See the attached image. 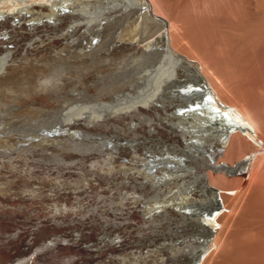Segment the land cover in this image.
<instances>
[{"label":"bare ground","instance_id":"bare-ground-1","mask_svg":"<svg viewBox=\"0 0 264 264\" xmlns=\"http://www.w3.org/2000/svg\"><path fill=\"white\" fill-rule=\"evenodd\" d=\"M98 1L99 0H0V176L2 172H4L3 174L8 172V179L15 176V172H17V168L19 167L16 166L17 163L15 164L16 160L14 161V159L10 157H12L14 152L18 150L21 151L20 148L25 145L29 138L25 139L20 136V132L25 131V128L23 130L22 126V131L18 133L15 132L11 126V122L21 116L28 117L23 120L33 119L31 116L34 114V108L32 106H27L26 100L31 98L33 100V103L31 102L32 104L29 102L31 105H34V107L40 106L45 92L53 86H57L64 78V71H53L54 68L52 69L51 65L50 69L52 70L50 72L45 69L48 63L47 58L51 56L49 50L61 49V46H55L54 41L56 39H52L51 37V39H45V37L48 38V36H52L60 27L71 28L74 23L77 22V17H79L78 14L81 11L88 12V16L91 15ZM170 1L173 4L172 0H110L108 2L109 6L122 7V9H125L127 12H131L130 7L135 8V11L144 9V12L142 15L139 13L137 19L138 26L136 27L137 32L131 44L126 45L128 48L127 52L131 53L128 58L129 62H127L125 67L121 68L122 70L120 69L115 72V74L118 72L119 74L116 76L113 75L112 78L107 81L103 79L106 78L105 74L109 69L110 62L106 61L107 55L105 56L104 53H101L102 47L101 43H99L101 40L99 39V41L98 37L102 35H104L105 38L107 35L110 36V25L98 23L88 30V48L91 50V54L88 55V68L94 65L98 71L103 72L102 80L89 85L88 108L94 110L99 107V109H101L99 113L101 120L102 118L104 119V117H108V113L107 116L102 117V114L104 115V111L102 112L104 108L101 107L104 105L107 106L114 99L127 100V108L133 115L139 116L141 112H145L153 117L158 116V118H160L159 116H161L168 122L167 124H163V121L160 119H151V117V120L148 121V123L153 126H149L151 130L156 129L157 127L154 128L155 125L157 126V124L161 122L168 130L171 123L177 118V115L170 109L157 105L158 101L166 98L164 94L172 93L171 95L178 96L183 92L191 91L195 92V96L202 101L207 112L218 116L221 120H224V122L226 121L227 126L222 128L221 131L223 132L218 136V140L214 142L212 150H205L203 148V143L195 137L187 136L185 139L182 138L178 143V145H180L181 142H186L188 144L186 149L181 148V156L190 157V154L202 155L204 151L205 156L202 160L207 162L205 168L200 165L193 167L191 171H187L185 170L187 168V161L182 159L177 160L176 158H174L173 161L172 159L166 160L163 157H159L157 160L154 159L153 161L155 166L157 164L156 167L159 168V170L157 168V170L152 171L142 170L143 167L141 166L145 164L141 162L140 167L134 169L139 177L148 180V182L151 181H149V179H152L155 183L157 180L158 182H163L162 184L164 185L161 186L157 182V185L159 184L160 187L156 186V190L153 188L157 191V196L161 199L160 202L157 200L156 203L153 202L155 204H152V207L149 208L150 211L148 212L147 210L146 213L148 215L154 212L156 215L157 212L158 214H162V212L164 214L167 213L170 219L166 224V226L168 225L166 232L164 230L160 233L161 235L155 236V239H159L158 241H149L147 238L146 241L143 243L140 242L139 244L136 238V242H130L132 235H142L143 232L149 230L152 220H146L147 217H144L146 214L143 215V219L145 220L136 218L133 215V209L124 210L125 208H122L123 205L121 208L119 206V208L117 207L120 209L118 212H122H120V218H114V220H108L104 223L94 222L91 224L92 228L90 229L86 228V221L82 223L78 222L80 220L75 221V219L71 221L69 217L65 216L66 219H68L66 220L63 217L66 212L71 214L76 213V215H78L77 210L80 209V206L84 203L79 198L84 197L85 193H88V186V188L91 187L92 191L94 190L93 188L96 189V187H92V185H66L60 187L55 185H11L8 183L6 185H0V264H170L173 260L177 259H182L186 264H231V256L234 254V251L237 252L238 250L241 251L244 256L243 263L241 264L262 263V261H259L258 256H260L261 253L260 251L258 253L259 246H257V244L251 245L247 242L237 241V234L238 232L241 233V231L253 233L260 241L264 234L263 216L260 215L259 219L255 222L248 219L250 218V211H254L251 207L253 205V195L250 193L246 195L243 194L245 196L243 197L242 195V198L239 197L238 202L234 204V208L230 211H226L222 217L217 218L218 209L214 203V196L218 188L210 184L208 179L209 171L221 174L222 172L227 173L233 170L236 176L237 174L247 172L250 168L251 161L246 158L239 160L233 169L216 164V158L217 156L221 158V155L223 157V153L226 154V152H228L226 155L228 156L229 151L235 150H229L232 145H227L228 137L230 135L232 138L234 137L232 136L233 130L230 132V129L241 128L251 140H256L259 146V130L260 127L263 126L262 122L259 127L260 120H257V115L255 116V112H253L255 110L252 109L254 103H250L253 99L251 98V100H249L250 98L248 99L249 96L246 94V99L240 98V94L239 96L237 94L235 105L229 104L222 98L223 96L221 93L226 95L224 94L226 91L229 92L235 89V87L231 89V87H233L232 85L231 87L228 86L229 90L224 88L225 84L227 86L231 84L232 81L228 83L227 76L221 72L220 68L222 66L218 68L219 63H215L216 57H214L215 59L213 58L214 61L209 59L208 57L211 54L208 55L206 51L204 53L199 45H197V41L193 40V38L190 39L193 36L189 33L190 37L187 33L190 32V30H186L187 32L185 31L183 20L181 24L180 20L178 21L179 23L175 22V24L177 23L176 25H179V28H174L177 26L173 25L175 14L173 15L171 13ZM219 1L222 0H218V2ZM224 1L226 5L227 0ZM233 1L235 2V0L228 1L229 4L231 2L232 6H230L231 8H226L228 11L230 9L229 13L225 12L229 14V17H235V19L240 20L241 25L242 23L245 24L247 19L245 14H248L250 10L240 9L239 5L237 6V1L235 3ZM172 4L171 6H173ZM246 4L248 6V3ZM138 6L141 8L137 9ZM222 7L225 8L224 2L221 8ZM260 7L262 8L261 3ZM256 8H254V11ZM259 10L257 9L256 12ZM243 14L244 17L241 16ZM260 14H264V11H261ZM140 15L144 18L143 21H141L142 18ZM219 15L221 16V11ZM251 16H253V14ZM255 18L254 20L260 21L259 18ZM176 20H178V18H176ZM230 20L234 22V19H229V21ZM146 21L153 24L150 26L154 34L151 44L148 43L151 41L149 35L150 27H147ZM208 21L209 20H207V22ZM198 22L196 24H198ZM202 22L199 24L203 25ZM193 23H195V21L192 22V24ZM218 23H220V21H218ZM225 23L226 22L222 24ZM236 23H238V21ZM232 24L234 27L235 24ZM258 24L261 25L260 23ZM217 27H219V25ZM212 28L213 24L211 29ZM257 28L259 29V27ZM241 29L242 28H240V30ZM208 30H210V28H208ZM216 30L218 29L216 28L215 32ZM197 31L196 29V33ZM204 32L208 33L206 30ZM201 34L202 32H200L198 36H201ZM224 35L226 36L227 33ZM225 36L224 39H226ZM233 37H231V39ZM191 40L196 43L192 44L198 49L196 52L191 51L192 48L190 49L189 47V44L192 42ZM205 41L203 42L206 43ZM202 45L200 44V46ZM97 53H99L100 56ZM206 54L208 55L207 57ZM213 56H215V54H213ZM49 64L50 63L47 65L49 66ZM84 64L85 63H80L79 66H74L73 74H78L82 71ZM54 65H56V63ZM8 67H11V69H8ZM220 79L221 81L223 80L222 86ZM225 81L227 82L225 83ZM233 93L235 94L234 91ZM230 96L232 97L233 95ZM233 97L236 99L235 96ZM118 103L117 101V104ZM208 104L210 105L208 106ZM255 106L256 104L254 107ZM99 109L97 110L99 111ZM120 109H116L117 114L120 113ZM110 110L113 111L112 108ZM105 111L107 112V110ZM123 111L124 109L122 108L121 112ZM92 114L89 115L90 118ZM96 114L98 115L97 111ZM144 114H142V116ZM92 119L94 121V118ZM122 119L124 120V118ZM133 119H135V117H133ZM88 121L89 120H87V122ZM87 122L85 124H87ZM79 124H81V122ZM83 124L84 123H82L81 126L85 127L86 125L83 126ZM90 124L87 125L89 126ZM242 125L245 126V128H243ZM102 126L104 127L106 125ZM142 127L143 130L146 127V132H148V126L144 127L143 125L141 128ZM74 128L76 130L78 127L74 126ZM118 128H120V126ZM238 133H241V140L239 137L238 142L236 141L237 144L241 143L243 139L241 130L239 132L237 131V136L239 135ZM150 134L151 133H149V135ZM151 135H153V133ZM62 137L65 138L64 136ZM52 139H50V142H54L55 145L59 144V141L57 142L56 139ZM228 143H231V141L229 140ZM29 144L37 149L39 145H44V143L39 142V144H37L32 141H29ZM29 144L26 145L29 146ZM27 146L22 149L26 150ZM137 146H134V148ZM226 146L229 147V149H226ZM149 147L151 148V146ZM145 148V152L147 153L148 147ZM141 149L139 150L140 152ZM54 150H56V148H54ZM139 151H137L136 148L134 152L137 153ZM146 153L143 154L147 155ZM8 157L10 159L7 161L6 159ZM28 158L24 160L27 161ZM142 160H147V157L145 156ZM1 163L5 164L2 165ZM25 164L31 167L28 161ZM191 164L194 163L191 162ZM20 165H22V163ZM28 170H30V168ZM2 176H4L2 178H5V175ZM231 176L235 177L233 175H230V177ZM218 179L219 178L216 180L219 184ZM136 180L134 179V181ZM146 180L144 183H140V186H143ZM123 185L124 183L122 182L120 188H122ZM123 187L125 189L126 186L124 185ZM134 187L136 188L137 186ZM79 188H83L84 191H78ZM127 191H130V189L125 192ZM149 191L153 192L152 189ZM149 191H147L148 194H150ZM144 192H146V190ZM147 192L144 194L146 195ZM96 195L98 196V194ZM140 195L142 197L144 196L140 193L139 196L137 195L138 198ZM171 195H176V197L173 201L168 202L170 201ZM153 196L156 198V194H152V199ZM147 197L146 200H151V196L150 199ZM154 199L153 201H155ZM141 200H145V198ZM97 202L96 200V203ZM141 202L143 206V201ZM101 204H103V202ZM147 204L149 203L145 205L147 206ZM96 205L97 204H93L92 206L98 209ZM108 212L109 210L107 213ZM111 212H113V210ZM138 212L143 214V211ZM138 214L139 213H137V215ZM48 216H51L50 218L52 219H48ZM118 216L119 215H117V217ZM157 217V220H159L158 215ZM59 221L63 225H66L68 221L72 224L75 222L78 224H71L72 228L75 226L73 228L75 229L74 231L70 228L69 224L68 228L58 226L60 225ZM163 225L165 224H161V226ZM74 232H76V234ZM149 232L150 231H147L145 234ZM145 234L143 233L144 236ZM262 246H264V241L262 242ZM260 250L263 254V250Z\"/></svg>","mask_w":264,"mask_h":264},{"label":"rangeland","instance_id":"rangeland-1","mask_svg":"<svg viewBox=\"0 0 264 264\" xmlns=\"http://www.w3.org/2000/svg\"><path fill=\"white\" fill-rule=\"evenodd\" d=\"M109 1L110 0H99L95 5L94 11L91 12V15L88 16V12L81 11L80 13L83 14L82 15L80 13H79L80 15L78 14L79 17H77L78 18L77 22L74 23V25L71 28L60 27L53 33L52 36H48V38L45 37V39H49L50 37L52 39H56L54 41L55 46L56 47L61 46V49L49 50L52 57L50 56L47 58L48 60L47 62L50 64L48 66L47 63L45 66L47 68L45 69H47L46 71L48 72H50L53 68H54L53 71H57V70L64 71V78L57 86H53L51 89L45 92L44 97L40 103V106L34 107V105H31L33 103L32 102L33 100L31 98L26 100L27 106H32L34 108V114L33 116H31L33 119H30L31 118L30 117L29 118L30 120L27 119L23 120L28 117L21 116L16 119L17 121L14 120L11 122L12 124L11 126L13 130H15V132L18 133L22 131L21 126L23 127V130L25 128V131H27V132L25 131L20 132L21 135L18 134L21 137H24L25 139L29 137L28 141L25 143V145H23V147L27 146L29 144V141L35 142L37 144L41 142L44 143V145L43 144L39 146L37 145L38 146L37 149L29 144V146H27L28 149L26 148V150L29 151H26L25 149L23 150L22 149L23 147H21L20 148L21 151L18 150L17 152H14L12 154V157L9 156L10 158H13L14 161L16 160L15 164L17 163L16 166H18L19 168H17V172H15V176L10 177V179L7 178L8 172L6 174H3L4 172H2L0 176V185H6L8 183H10L11 185H55L60 187H64L66 185H73V186L92 185V187L94 186L96 187V189L93 188L94 190L92 191L91 187L88 188L89 187L88 186L87 187L88 193H85L84 197L79 198L84 203L80 206V209L77 210L78 215H76V213L71 214L69 212H66V214L63 215V217L66 219L65 216H67L71 221L74 219L75 221L80 220L78 222L81 223L83 221H86L85 222V224L87 225L86 228L90 229L92 228L91 224L94 222L104 223L108 220H114V218H120V214L122 212L121 211L118 212V210H120L118 208L119 207L121 208L123 205L122 208L123 209L125 208L124 210L133 209L132 210L134 211L133 215L136 218H142V220H145L143 218L147 217L146 220H152L151 226L149 227V230H147L150 232L147 234H145L147 231L143 232L145 236L142 233L144 237L142 235H135V234L134 236L132 235L130 242L133 241L136 242V238H137V242H139L140 244V242L143 243L144 241H146L147 238L149 241H155V240L158 241L159 239L158 238L155 239V236L161 235L160 233H162V231L164 230L166 232L168 227V225L166 226V224L169 222L170 216L167 213L164 214L162 212V214L160 213L158 214L157 212V215L159 216V220H157L158 217L155 212H154L155 214L153 213L151 215H148L146 213L147 210L148 212L150 211L149 208L152 207V204H155L157 201L160 202L161 199L160 197L158 198L156 193L157 191L155 190L157 189L156 186L160 187L161 185L164 184H162L163 182L161 181L158 182V180L155 183L153 182L152 179H149V181L150 180L151 181L148 182V180L139 177L138 174L136 173V170L134 169L140 167L141 163H143L145 165L141 166L143 167L142 170L152 171L154 170L153 167L150 166V164L152 163L148 162V160L153 158L154 161V159L157 160L159 157H163L166 160L172 159L173 161L174 158H176L177 160H181V159L185 160L188 162L186 163L187 168L185 169L187 171H191L193 170V167H197L200 165L205 168L207 166V162L205 160H202L205 156L204 151L202 152V155L190 154L191 155V156L189 155L190 157L181 156L180 155L181 148L186 149L188 147V144L186 142H181L180 144L181 146H180L178 145V143L182 138L185 139L187 136L195 137L198 140H200L201 143H203L204 146L203 148L205 150H212L214 147V142L218 140V136L220 135L221 132H223L221 131L222 128L226 127L227 125H226V121L224 122V120H221V118H219L218 116H215L210 112H207L202 101L195 96L196 95L195 92H191V91L183 92L178 96H173L171 95L172 93L164 94L166 98L158 101L157 105L164 106L177 115V118L175 119V121L171 123L168 130L163 125L164 123L167 124L168 122L164 120V118H162L161 116H159L160 118H158V116L153 117L150 116L148 113L146 114L145 112H141L140 114L138 113L139 116L133 115L127 108V104H126L127 100L114 99L110 104L107 105L108 108L106 105L101 107L107 110V112L104 109L102 110V112L104 111L103 112L104 115L101 112L102 117L107 116L108 113V117L107 118L104 117L105 121L102 117H101L102 120L99 117L100 115L99 113L101 111L99 107L95 108L94 110L88 108L89 85L92 83L99 82L100 80L103 79L102 78L103 72L98 71L94 65L88 68V57H89L88 55L91 54V50L90 48H88V30L98 23H106L107 25H110V29L112 31L109 32L111 33L110 36L107 35L106 38L104 35L98 37V40L99 39L101 40V41L99 40L100 41L99 43H101V47H102L101 53H104L105 56L107 55L106 61L110 62L109 69L105 74L106 78L103 79L104 81L105 80L107 81L110 78H112L113 75L116 76L117 74H119V72L117 74H115V72L120 70L122 67H125L127 62H129L128 58L131 53L127 52L128 48L126 47V45L131 44V41L133 40V37L137 32L136 27L138 26L137 19L139 17V13H141L142 15V13L144 12V9H141L140 11L139 10L135 11V8L133 7H130L131 12L130 11L127 12L125 11V9H122V7L118 8L117 6H109L108 5ZM207 1L208 0H204V1L172 0L173 4L170 1V3L173 5L171 6L170 4V10H172L171 13L173 15L175 14L174 16L175 21L173 20L174 21L173 25L179 23L178 22L179 20H180V24L183 23L184 21L183 27H185L184 28L185 31L190 30V32L187 31L186 32L188 34L190 33L191 36H193L191 37L189 34V36L191 37L190 39L193 38V40L197 41V45H199V47L204 53L206 51L208 55L211 54L208 57L209 59L213 60V58L216 57V59L215 58L214 59L216 61L218 60L217 62L215 61L216 64L219 63L218 68L222 66L220 68L221 72L224 73L225 76H227L226 78L228 80V83L229 81L230 83L232 81L231 84L227 83L228 84L227 86L225 84L224 88L229 90L228 86L231 87L232 85L233 87H231V89H234L235 87L234 90L230 89L232 91V92L229 91L230 93L226 91L228 93V96L226 92L224 93L226 95H223L220 92L221 95L223 96L222 98L226 102L235 105L237 101V94L238 96L240 94L241 96L240 98L243 99L244 98L246 99V95L249 96L248 97V99L250 98L249 100H251V98L253 99L252 101H250L251 104L254 103L252 105L253 107L252 109L255 111L253 112H255V116L257 115L256 116L257 120L258 121L260 120L259 127L261 126L260 125L261 122L263 125L262 127H260L259 130L260 145L259 146L257 145L256 140H251L250 137L246 135V132H244L241 128H238L239 130L230 129V132H232L233 130L234 133L232 132V136L234 137L232 138L231 135L228 137L229 139H227V145L228 146L232 145V147H230L229 149V147L226 146V149L229 150L235 149V150H231L233 153L229 151L228 156H226L228 152H226L225 149L226 154L223 153L224 156L222 157L221 155V158L217 156L216 158L217 161L215 162L216 164H219L225 168L233 169V167L239 160L246 158L247 160L251 161L250 168L247 170V172H244L242 174H237V176L233 170H230L227 173L222 172L221 174H217L212 171H209L208 179L210 184L218 188L214 196V203L216 208L218 209L217 218L222 217L226 211H230L232 208H234V204L238 202L239 197L242 198L243 194L246 195L247 193H250L253 195V205L251 207L254 209V211H250V218L248 217L247 218L255 222L259 219L260 215L264 217V143H263L264 142V24H262L264 23V14H262L263 16L260 14L261 11H264L263 10L264 0H249V1L235 0V2L237 1L238 4L237 3L236 4L237 6L239 5L240 9L241 8L247 9V11L250 10L248 11V14H245V17L247 19L245 18L246 19L245 24L242 23V25L240 20L235 19V17L233 18L229 17L228 13L230 12V9L228 11L226 10V8L228 7L231 8L230 7L232 6L231 2L230 4L228 2L230 0H227L228 4L226 2V5L224 0L219 2L218 0H209L210 2ZM206 2L207 4L208 3L209 4L207 5ZM223 2L225 8L224 7L221 8ZM246 3H248V6ZM260 3L262 8L260 7ZM243 4L246 5V8L245 5ZM140 8H141L140 6L137 7V9ZM254 8H256L255 11ZM257 9L260 12L259 11L256 12ZM220 11H221V16L219 15ZM225 11L228 13H226ZM225 14L226 15L228 14L227 17ZM252 14L253 16H251ZM241 16L244 17V14ZM255 17L259 18L261 22L254 20ZM141 18H142L141 21H143L144 18L143 17ZM176 18H178V20H176ZM229 19H234V22L232 20L229 21ZM207 20L209 21L207 22ZM253 20L255 22V25ZM185 21L186 23L188 22L187 23L188 25L185 23ZM194 21L195 23L192 24V22ZM218 21H220V23H218ZM223 21L226 23L222 24L224 23ZM237 21L238 23L239 22L240 23L239 24L236 23ZM175 22L177 23L175 24ZM197 22L198 24L201 22L203 24V25L199 24L200 30L198 29V24H196ZM231 22L235 24L234 27ZM146 23L148 25L147 26L148 28L151 25H153L152 23H149L147 21ZM258 23H260L261 25H259ZM212 24H213V28L211 29ZM218 25L219 27L220 26L221 27L220 28L217 27ZM176 26L177 27L174 28L178 29L179 25ZM230 27L232 30L230 29ZM236 27L238 28L239 32ZM257 27H259V29ZM208 28H210V30H208ZM216 28L218 29L216 30L217 33L215 32ZM240 28L242 29L240 30ZM196 29L198 30L197 33H196ZM204 29L208 31L209 36L207 32H204L205 31ZM200 32H202L201 34L202 37L198 36L200 35ZM206 33L207 36L205 37ZM226 33L227 35L225 36L224 34ZM149 35L151 41H149L148 43L151 44L154 36L151 27L149 29ZM223 35L225 36L226 39H224ZM231 37H233L234 39L233 38L231 39ZM195 41L194 42L192 41L193 43L191 42V44H189V47L190 49L192 48L191 51L193 52H196L198 50L197 48H195V45H192V44H196ZM203 41H205L206 43H204ZM200 44L203 45L200 46ZM193 47L195 48V51ZM97 54L99 55V53ZM207 54L206 57L208 56ZM213 54H215V56H213ZM55 63L56 65H54ZM80 63H85L84 66L82 67V71H80L78 74H73L74 66L76 65L79 66ZM50 65L52 69H50L51 68ZM52 65H54L55 67ZM9 68L11 69V67H8V69ZM222 81L220 79L221 86H222ZM226 82L227 81H225V83ZM233 91L235 92V94L233 93ZM230 95L235 96L236 99L233 96L231 97ZM117 101L120 104L119 103L117 104ZM29 102L32 103L30 104ZM255 104L256 106L254 107ZM209 105L210 104H208V106ZM109 108L110 109L112 108L113 111L110 110ZM122 108L124 109L123 112H121ZM97 109H99V111ZM116 109H120L121 110L120 113L117 114ZM96 111L98 115L96 114ZM91 114L92 116L90 118L89 115ZM142 114L144 115L142 116ZM133 117H135V119H133ZM92 118H94V121ZM122 118H124V120ZM150 118L151 119L158 118L161 121H163V124L161 122L158 123L157 126L155 125L154 127V128L159 127L160 129L156 128L154 130L153 129L151 130L149 128V126L153 127L151 126L150 123H148V121L151 120ZM86 119L89 121L87 122ZM76 122L79 123L81 122V124ZM86 122L87 124L90 123L91 124L88 126L87 124H85ZM82 123H84L83 126L85 125L86 126L82 127L81 126ZM101 124L106 126L103 127ZM143 125L144 127L148 126V132H146L147 129L146 127L144 128V130L143 127L141 128V126ZM74 126H77L78 128L75 130ZM119 126L120 128H118ZM242 127L245 128V126L243 125ZM139 128L142 129L143 131L140 130ZM240 130L242 132L243 139L242 142L240 141L241 143L237 144L239 137L241 140V136H240L241 133H238L239 135L237 136V131L239 132ZM149 133L151 134L153 133V135L151 134L149 135ZM62 136H64L65 138H63ZM52 138L56 139L57 142L59 141V144L55 145L54 142H50L51 141L50 139ZM229 140L231 141V143H228ZM134 146H137L136 147L137 151H139L142 148L141 152L139 151L135 153L134 151L136 150V148H134ZM144 146L148 147L147 153L145 152L146 148ZM149 146H151V148ZM233 146L236 147L234 148ZM54 148H56V150H54ZM143 153L150 155L149 158L147 157V160H142L146 156ZM9 157L6 159L7 161L10 159ZM26 158H28L27 161L29 162V164H31V167L26 166L27 164L25 163L27 161L24 160ZM18 160H21L22 162ZM191 162L194 164H191ZM21 163L22 165H20ZM1 164L3 165L5 163H1ZM29 168L30 170H28ZM2 175H5V178H2L4 177ZM230 175H233L235 177L232 176L230 177ZM217 178H219L218 179L219 184L216 180ZM134 179L137 180L134 181ZM145 180L146 183L143 184V186L142 185L140 186V183H144ZM122 182L127 187V189L126 187L125 189L126 190L130 189V191L125 192L126 190L123 187L124 185L122 186V188H120ZM157 182L160 184V186L159 184L157 185ZM134 186L137 187L135 188ZM153 188L156 189L154 190ZM147 189L149 190L152 189L154 193ZM145 190L146 192L149 191L150 194L151 193L153 195L156 194V198L153 196V199L155 198L154 199L155 201H153L152 199V194L150 195L148 194V192L146 195L144 194L146 193L144 192ZM78 191H84V190L83 188H79ZM140 193L144 196L142 197L140 195V197L138 198ZM96 194H98V196ZM149 195L151 196V200H146L147 196H148L147 198L150 199ZM245 195H243V197ZM175 197L176 195H171L170 201L168 202L173 201ZM95 198L98 201L97 203ZM144 198L145 200H141ZM141 201H143V206ZM102 202L103 204H101ZM98 203H99V207H98ZM146 203L149 204L151 203L150 204L151 206L149 204H147L146 206L145 205ZM93 204L94 205L97 204L96 206L98 207V209H95L96 207L92 206ZM108 210L109 212L107 213ZM110 210L111 211L113 210V212H111ZM137 210L143 211V214H141V212H138ZM137 213L139 214L137 215ZM117 215L119 216L117 217ZM50 217L51 216H48V219H52ZM59 223L60 225L58 226L60 227L64 226L62 228H68V224L70 225V228H72V225L75 224L76 222L72 224L69 223L68 221L66 225L65 224L63 225L60 221ZM161 224H165V225L161 226ZM73 230L75 231V229ZM127 230L131 231L129 229ZM74 233L76 234V232ZM237 235H238L237 241L247 242L251 245L257 244V246H259L258 253L260 251L262 255V256L261 255L258 256L259 261H262V263L260 262V264H264V258H261L264 257L263 256L264 246H262V242L264 241V237H263L264 234L262 235V239H263V241L261 239L262 242L258 240L256 236L253 235V233L250 232L241 231V233L238 232ZM259 243L261 246L259 245ZM260 249L263 250V254ZM243 259L244 256L241 253V251L239 250L237 252L234 251V254L231 256V260H232L231 264H241L243 263ZM170 264H186V262H184L182 259H177V260H173Z\"/></svg>","mask_w":264,"mask_h":264},{"label":"water","instance_id":"water-1","mask_svg":"<svg viewBox=\"0 0 264 264\" xmlns=\"http://www.w3.org/2000/svg\"><path fill=\"white\" fill-rule=\"evenodd\" d=\"M150 155H146V157L149 158ZM148 162H151L152 164H150L151 167H153L154 170H157L158 168L155 166V164L153 163V158H151L150 160H148ZM148 164V163H147ZM157 168V169H156Z\"/></svg>","mask_w":264,"mask_h":264}]
</instances>
